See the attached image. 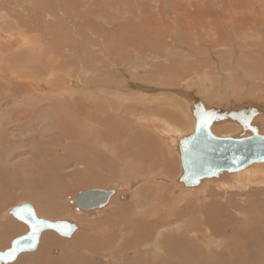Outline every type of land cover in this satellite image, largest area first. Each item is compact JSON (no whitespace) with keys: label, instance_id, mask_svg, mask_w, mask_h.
<instances>
[{"label":"bare ground","instance_id":"obj_1","mask_svg":"<svg viewBox=\"0 0 264 264\" xmlns=\"http://www.w3.org/2000/svg\"><path fill=\"white\" fill-rule=\"evenodd\" d=\"M103 1L105 2V0H95L94 7H105L103 5ZM190 1H193L192 3H190V5L195 8V14L192 13L191 16L194 19L195 17L198 18L196 19L198 21L195 22H197L199 25H204L212 19V24L210 23L212 26L211 32L212 34H214L213 37L215 36V38L213 39L217 44H215L216 46L225 49L229 48V44L227 43V41L229 40V33L231 32L236 35V37L234 36V39L237 38L238 40H242L245 42V45H243L245 46V50L243 49L244 53H239L241 54V58L238 60L240 65H238V63H233V60H235V58L232 59V65L234 69H237L235 71L239 73L240 77L244 79L242 80V82L254 81L256 83H259L260 80L254 78V72L248 70L247 67H254L257 63H259L253 62L256 61L255 58H257V56L255 55H257L258 51H263L264 53V45H261V41H264V39L262 38L264 37V0H230L231 7L236 10L234 15H229V11L231 8L230 6L228 7V2H230L229 0H217L219 4H222L219 5L221 7H218V10H223V14L221 15L222 18L217 15L216 17H212V15L216 13L215 11H208V13H205V11L209 10V8L206 5L201 6L202 4L200 0L199 2H197V0ZM161 2L162 0H159V2L157 1V5H159ZM51 3L49 2L46 6H48L49 8H53L54 6H50ZM175 3L177 2L175 1ZM182 3L181 5H179L178 3L173 5L172 0H168L167 3L168 6L171 5L170 7H168L169 11L173 12V17H177L178 20H180L181 17H185L186 15V4ZM208 3L209 2H207V4ZM35 4L36 3L32 4V7ZM37 4L39 5H35L32 9H34L35 11L39 10V12L42 11V13H44V5L40 3ZM89 5L91 4L89 3ZM144 5L142 4V6ZM162 6L163 4H161V7ZM148 7L149 6L147 5L143 7L141 13L148 12ZM47 14L49 17L52 16L50 18H55L53 11L51 12L50 10V12ZM40 15L42 14L40 13ZM163 15L161 16L163 17ZM208 15H211L212 17H210V20H208L207 18ZM89 18L88 22L89 25H91V34H89L90 39L87 37L86 39H83V41L88 44L89 48L90 46H92L94 50L95 48H99L103 51V47L107 46L103 45L105 44L103 38L108 36L106 33V30H108L106 27L107 25L99 26L97 23H94V19L90 20ZM93 18H95V16ZM144 18L147 19V16L144 15ZM104 19L107 18H103V21L107 22V20ZM148 19L147 21L150 20ZM9 22L10 20L8 21L7 25H9ZM150 22L153 21L151 20L149 21V23ZM51 23V21H48V23H46V26L50 27ZM93 23L95 24V26L93 25L94 27L92 28ZM220 23L222 24V26ZM150 25L153 24L150 23ZM182 25H184L185 27L183 33L185 32L186 34L190 32L188 29L190 26L187 25L186 22ZM199 25L198 27H200ZM186 26L189 27L186 28ZM200 28L201 29H199L198 31L202 32L206 31L209 26L206 28L205 25L204 27L202 26ZM19 30L20 32L18 30L17 31L20 33V35L12 32H8L6 34H3V32L2 35H0V47H8L15 43H18V41H11L12 38L15 37V39L17 38V40H19L18 47L21 48L23 46H27V48H29L26 51L22 52H18V49H20L18 47L15 48L14 50L16 51L13 52L5 53L0 51V80L4 79L6 80V83L8 82L7 85L9 87L14 88L15 90H22L21 92H25L24 96L21 95L22 98H15L14 100H12L13 102H10V100H6V102H4L3 104H1L0 102V179L7 174L5 171V163L7 162L2 163L3 161L1 159L3 158L7 159L8 163L9 161H13V163L11 164L15 169H17L16 167L18 165L31 168V171L29 172L31 175L22 180L26 183V185L31 180L30 183L31 187L33 188L32 197H40V202L43 203L47 215H61L62 208L60 206H57L58 200H63L71 192V190H73L74 188H78L82 182L85 183V179L83 181V178H79L80 176H83V173L81 174L82 171L78 170L77 168L85 167L86 163L92 164L96 162L97 160L93 158L95 156L93 155V153L98 155L99 159L102 160V156H104L103 151L106 150L109 151V157L111 158L109 159L110 161H106L107 167H109L112 173H114L119 178V181H122L125 186H128L135 191L133 195L135 201L133 203V217L130 218L131 220L128 222L129 229L125 228L126 222L121 223L119 221L117 211L115 212L116 222L113 225L117 228L122 226L119 232H117L115 229L113 230L112 227L109 226L110 224H108L109 231H107L110 232V235L107 234L106 230L101 232V229L99 230L101 233H99V223L95 222L94 225L91 223L93 226H91L90 228L87 227V229L82 230L80 233L78 232L79 234L75 235V237L69 242L59 241L58 239H56V236L54 237L51 234H45L43 237H41L43 239H41L42 243H40V248L38 247L39 250L34 254H30L21 258L17 263L15 262L16 264L125 263L126 261L123 260L125 259L124 256L128 254L127 251L131 249L134 250L135 255L132 259L126 262V264H264V163H253L252 165L246 167L241 171L232 173V175L230 176H226V174L222 172L217 177L218 179H215L216 177H210L213 179H201L199 184L194 187H188L184 182L181 181V179L185 175L183 169L184 162L187 163L189 160L191 162H195L198 166V169L202 168L200 163H204L202 158L194 157L191 154V146L193 145L192 136L196 134V125L198 119V117H195L196 113L201 111H210L216 113V115L218 116H222L219 117L221 118L219 120L216 119V116H213V119L216 120L210 125L211 133L215 138L227 139L224 137L222 138V135L221 137L216 136L213 133L212 128L219 123L220 125L229 123L228 121L235 122L240 126L238 128L239 130L233 136H230V134L228 135L230 136V138L233 137L235 139H245L252 136L253 134L250 129L241 126L239 123L240 118H242L241 116L249 117L250 115H252L250 123L251 126L254 128L256 127L259 131L260 136L264 137V102L262 106H260V104H262L261 102L258 105L256 102L255 105V103L253 104L250 101L246 102L245 104L241 103V105L239 103L238 105V102L235 103V100L232 98L230 99V106L225 107L222 106L221 103H219V101L221 102L222 100H224L220 97L218 103L214 104L215 102H217L214 100L215 102H213V104L207 105V101L205 102L204 100L203 103V99L199 100V96H195V94L192 93L191 89L190 91H187V89L191 87L189 83L186 88L183 87L179 90L173 89L172 91H175V96L173 95L172 97H175V99H177L179 102L181 100L179 97H182L181 101H184L186 103H188L189 101L191 102V104H193L192 108L191 106L187 105V109H189L190 113L195 119V123L193 120L194 130L191 127V131L193 130V132H190V134L187 135L185 128L183 133V127H180L174 122H169L170 120L167 121L161 119L159 117L160 114L159 116L154 115L155 112H161L162 114L164 113V115H168V113L164 110L169 108L164 109L161 108V106H157L156 110L153 107L154 105L152 106L153 102L145 101V99H143L144 102H137L140 105H137L136 107L132 105V107H134L133 109H131L132 107H129L130 105L128 107L124 105L123 102H120V104H118L119 102L117 104L114 103L111 100L112 97L109 98V93L106 91V88L109 87L108 84H110V80L107 78L114 77V79H117L119 75L116 73H108L109 71L106 70L107 68H102L103 65H101V69H97L96 64L95 67L91 68L94 59V52L91 53V50L89 51L90 53L88 52V50H83L87 59H83L82 61L79 60L80 64L70 62V67L72 68V80L68 82V86H63L62 83H59V78L57 75L58 73H60L58 72V70L64 67V63L66 62V60L63 58L64 56H61L62 53L60 54V52H58L56 48L64 46V51L68 50L69 53H75L74 48L78 47V58H80L81 54L79 55V52L81 53V49L79 48V46H76L72 40L71 42H67L64 39V36L61 37L63 39H59L55 35H52V38L55 39L53 43L54 47H57L54 50L47 48V51H45L44 46H42L41 49L36 52L34 51V49L38 50V48L30 43L29 38L24 35L21 29ZM14 34H17L18 36ZM67 34L69 35L70 32ZM248 40H251V44L246 42ZM77 42L79 41L77 40ZM211 42L212 41H210V43ZM53 44L51 45L53 46ZM161 44L162 42L160 44L158 43L159 46H161ZM159 46H154L156 50L158 49L157 51H160ZM253 49L255 50L256 54ZM228 51L229 49L225 50V53H228ZM47 53H49V55H47ZM166 53L168 52L166 51ZM166 53L163 56L160 55L161 59L157 57L156 58L162 60ZM104 54L105 56L106 54L110 55L107 52H105ZM236 55L237 56L235 57H238V54ZM170 56L169 58L165 57L163 59V62L165 60L168 64V67L165 68L166 71L174 73L175 71L181 69L184 63L180 62L182 61L180 60L181 58L171 59L173 56ZM175 57H178V55ZM221 58L222 57H220L219 59L221 60ZM104 60L107 61V56L106 58H104ZM222 60L220 62L221 64L223 62ZM10 62H15L18 65L17 71L16 68L12 67L13 65H11ZM166 62H164V64ZM229 63H231L230 60ZM259 66H264V62L260 63ZM117 70L122 73L120 75L124 78V80L122 79L121 84L116 86L118 88H115L118 94L121 93L124 95L125 92L132 91L133 89H141L143 93L145 91L150 93L157 92L154 88L147 89L145 85H137L135 83L132 84V82L129 80L131 78H127L126 75H123L125 71L120 68H117ZM216 71L217 70H215V72ZM224 72H226L228 77L233 74L232 71L228 68H226ZM139 73H142V70L139 71ZM222 73L221 75H223ZM88 74L90 75V82H94L93 78L95 79L96 76H102L98 82L103 81L104 84L102 86L100 85V87H97V89L94 90V87L96 85L93 87L91 85L92 83L89 82V84H86L83 80L82 76ZM204 76L205 77H203V79H208L207 83L210 82L212 84V81H210L211 79L209 80V74L208 76L204 74ZM189 77H191V75H189ZM217 77L220 78V75H217ZM11 79H15V81H10ZM223 79L227 81L229 78L223 77ZM231 81L232 80L229 79L226 83H232ZM217 82L218 81H216V83ZM76 83L77 85H75ZM76 95H80L81 99H79V97V100L77 98L75 99L74 97ZM261 95L264 94L261 93ZM122 97L119 99V101L128 99L127 97ZM243 100L245 101V99ZM226 102L227 101L222 104L226 105ZM109 103L113 104V106H109ZM128 103L129 102H127V104ZM169 106L170 104L168 105V107ZM239 110H243L244 112ZM145 113L149 114L146 115L150 118L148 119V121L147 117L143 121L141 120L142 122L140 120L132 121L133 118H136L138 116L140 117L142 115L144 116ZM234 113L236 114V117L233 116ZM149 122L153 123L152 127V123L150 124V128H148ZM5 123L6 126H4ZM181 123L183 122L181 121ZM185 124H182V126ZM32 128L34 131L38 130V144L35 145L37 151H30L32 153L30 154L29 150L28 152L25 151L27 150V143L30 142L27 140V137H25V135L26 132L32 130ZM144 128L153 130L158 134V137L162 138V141L159 140L160 145L163 144L164 146V143L166 141L169 146L175 145V147L179 151V154H177L180 157L183 172L181 177H178L177 179L180 183H183V187L185 188V190H181V185L176 184V182H174V184L170 180V182L167 180L166 176L168 175L170 168L167 167L168 164L166 165V163L159 158V156L161 155L160 151L154 152L150 150L148 147L143 146L138 138H136L135 135L138 133H142ZM17 132L21 133L20 137H18L19 134H17ZM186 141L188 153H184L182 149V145ZM65 142L67 144V149L64 146L61 147L62 143ZM130 142H132L131 147L129 146L130 150L119 149L120 143L125 144ZM8 145L9 149H5L6 147H8ZM121 146L123 145L121 144ZM175 147L172 148L175 149ZM173 149L170 148L171 151ZM18 153L19 159L16 157L18 159L17 161L14 159L11 160V157L15 158L16 154ZM110 165L113 168V165H117L118 169L121 168L120 172H118V169L111 168ZM69 168L72 169L71 172L67 171L69 170ZM212 172L213 170L210 168L205 171V173L207 174H210ZM100 173H102V171ZM108 173V176H112L110 172ZM15 177L11 178V183L13 184H16L14 183V181L19 180ZM118 178L116 179L118 180ZM151 178L152 180H150ZM68 179L72 180L71 183L68 182ZM101 181L105 182L104 180ZM174 181L176 180L174 179ZM203 181L205 182L203 183ZM86 182L88 183L89 181L86 180ZM4 184V181L3 183H0L1 202L6 198L7 190L9 188ZM176 188L177 190L180 189L181 192L179 194H177V191H175ZM97 189L93 188L92 190ZM124 192L125 191H123V194ZM80 193L81 192H79L78 196L80 195ZM242 194H246L245 197L242 198L243 200H237V198ZM112 197L114 198V196ZM113 198L112 201L116 202V200H113ZM126 198H129L130 200V197H127V195L122 196V199ZM75 200L73 201V203L75 202ZM112 201H109L110 204L112 203ZM23 205H27V203H22L21 205L15 207H20ZM107 205H109V203ZM113 207L115 206L113 205ZM40 208L41 207H39V209ZM109 208H111L110 205ZM12 209L9 211L10 215ZM89 210L91 209H88V211ZM1 218L4 220L5 217L3 216ZM78 220L80 222V218ZM50 222L55 223L57 221L55 220ZM0 223H2L0 224V248H2L7 244L9 237L17 233L16 231L19 232L20 229L9 220ZM85 223L87 222L85 221ZM228 226L233 229L235 236H223V240L221 238H217V236L222 237L223 230H225ZM130 233L132 234L131 236H129ZM207 233L212 235L211 237L214 236L215 238L208 240V238L205 237ZM100 239H106L103 246H100L98 244ZM220 241L224 243L225 248L222 247L221 244L215 245L218 242L220 243ZM211 246H214V248H212ZM55 248L60 249L59 251H55L54 255H57L58 252L57 256H54L52 254V251ZM216 248L219 249L216 251ZM213 252H217V254L214 256L212 255ZM117 258H120L122 261Z\"/></svg>","mask_w":264,"mask_h":264},{"label":"rangeland","instance_id":"obj_2","mask_svg":"<svg viewBox=\"0 0 264 264\" xmlns=\"http://www.w3.org/2000/svg\"><path fill=\"white\" fill-rule=\"evenodd\" d=\"M38 1H41V2H38ZM157 1L159 2V0H105V2L103 1V5L105 7L101 8L100 6L94 7L95 0H93V1H90V0H64V1H62V0H53V1L52 0H10V1H8V0H6V2H5V0H0V28H1L0 29V35H2L3 32H4L3 34H6L8 32H12V33H17L20 35L19 29H21L23 31L24 35L29 38L30 43L35 45L36 48H38V50L34 49V51H36V52H38L42 46H44L45 51H47V48L54 50L57 47V46L54 47L53 43H54L55 39L52 38V35H55L59 39H63L61 37L64 36V39L67 42H69V41L71 42V40H72L73 43L76 46L78 45L79 48L81 49V53L79 52V55L81 54L80 58H78V49H77L78 47L74 48L75 53H69L68 50L64 51V46L56 48L58 50V52H60V54L62 53L61 56L62 57L64 56L63 58L66 60V62L64 63V67H62L58 70V72H60V73H58V75H57L59 78V83H62L63 86H65V87L68 86L67 85L68 82L72 80V75H71L72 68L70 67L71 66L70 62H72V63L75 62V63L80 64L79 60L82 61L83 59H87L83 50H86V51L88 50V52L91 50V53L94 52L93 58L95 59V60L93 59V64L91 62V64H92L91 68L95 67V64H96L97 69L98 68L101 69V65H103L102 68H107L106 70L109 71L108 73H112V74L116 73L120 76V77L118 76L117 79H114V77L107 78L110 80V84H108L109 87L106 88L107 89L106 91L109 93V98L112 97L111 100L114 103L117 104L119 102L118 104H120V102H123L124 105H126L127 107L129 105H130L129 107H132V105L134 107H136L137 105H140L137 102H144L143 99H145V101L153 102L152 106L154 105L153 107L155 109L157 108V106H161V108H164V109L169 108V109H166L164 111H166L168 113V115H170V116L164 115V113L162 114L161 112H159V113L155 112L154 115L159 116V114H160L159 117L161 119H164L167 121L170 120L169 122H174L175 124L179 125L180 127H183V133H184V128H185L187 135L190 134V132L192 133L194 130L195 119H194L193 115L190 113L189 109H187L188 108L187 105L191 106V108H192L193 104H191V102H189V101H188V103L181 101L182 97H179L181 99L179 102L177 99H175V97H172L173 95L175 96V91H172V90L173 89L179 90V89H182L183 87L186 88V86H188V83L190 84L191 87L189 89H187V91H190V89H191L192 93H194L195 96L196 95H197V97L199 96L198 97L199 100L203 99L202 102L204 100H205V102L207 101L206 102L207 105H211L215 101H217V102H215L214 104L218 103L220 97L224 100H222L221 102L219 101V103H221V105L225 106V107L230 106V99H232V98L235 100V103L238 102L237 103L238 105H239V103H240V105H241V103L245 104L248 101H250L253 104L255 103V105H256V102H257V105L260 104V102H261L262 104H260V106L263 105L264 95H261V93L264 94V74H263L264 73V66H259L260 63L264 62V61H262V60H264L263 51H258L257 55H255V56H257V58H255L256 61H253V62H256V63L259 62V63H257L254 67H250V66L247 67L248 70L254 72V78L257 80H260V82L259 83H256L254 81L242 82V80H244V79H242L240 77L239 73H237L235 71L237 69H234V67L232 65V59L235 58V60H237V61L233 60L234 64L238 63V65H240L238 60L241 58L240 56H241L242 52L244 53L243 49L245 50V48H244L245 46H243V45H245L244 41L238 40L237 38L234 39V36L236 37V35L231 32V33H229V40L227 41V43L229 44V48L225 49V48L218 47V46H216L217 44L213 39V38H215V36L213 37L214 34H212V32H211L212 31V29H211L212 28V26H211L212 19L210 20L211 15L207 16L208 20H210V21H208L204 25H199L197 22H195V21H198V20H196L198 18H196L194 16L195 17V19H194L191 16L192 13H194V11H195L194 10L195 8L192 5H190V3H192L193 1H190V0H172L173 5L177 4V3L179 5H181L182 1H183L182 4H186V6H185L186 15H185V17H181L180 20H178L177 17L176 18L173 17L174 13L169 11L168 7H170L171 5L170 6L167 5L168 0H162V2L159 5H157ZM175 1L177 3H175ZM200 1L202 4L201 6L206 5L209 8V10H206L205 13H208V11H215L216 13L214 15H212V17H216V15H217V16L222 18L221 15L223 14V10H218L219 9L218 7H221L219 5H222V4H219L217 2V0H207V1L200 0ZM49 2L54 3V4L51 3V5H50V6H54L53 8H49L48 6H46ZM65 2H66V6H65ZM197 2H199V0H197ZM207 2H209V3L207 4ZM34 3H36L35 5H39L37 3L44 5V7H43L44 13H42V11L39 12V10L35 11L34 9H32L35 6L34 5L32 7V4H34ZM89 3L91 5H89ZM142 4L143 5L145 4V5L142 6ZM161 4H163L162 7H161ZM62 5H64V6H62ZM146 5L149 6L148 12L141 13L143 7H145ZM229 6L231 7V1L228 2V7ZM191 7H193V8H191ZM215 7H217V8H215ZM49 9L51 10V12L52 11L54 12V16L57 19H55L54 17L50 18L52 16H50V17L48 16L47 13L50 12ZM116 9H118V10H116ZM30 10H32V11H30ZM48 10H49V12H48ZM139 10H140V12H139ZM45 11H47V12H45ZM101 11L103 12V14ZM235 12H236V10L231 7L230 11H229V15H234ZM40 13L42 15H40ZM94 13H96L98 15H96ZM99 13H100V15H99ZM45 14H47V15H45ZM187 14H188V16H187ZM1 15H2V17H1ZM93 15L95 16V18H93L94 17ZM144 15L147 16V19L148 18L150 19V20L148 19L149 21H151V20L153 21V22H150L153 25H150L149 21H147V19H145L146 17L144 18ZM161 15H163V17ZM171 15H172V17H171ZM87 16H88V18L90 17L89 18L90 20L94 19L93 20L94 23L95 24L97 23L99 26H101V25L106 26L107 25L106 27L108 30H106V33L108 36L103 38L104 43H105L103 45H107V46L103 47L104 48L103 51H102V49H99V48H95V50H94L92 48V46H90V48H89L88 44L83 41V39H86L87 37L90 39L89 34H91V30H90L91 25H89ZM103 18H107V19H104V20H107V22H104ZM99 19H101V20H99ZM9 20H10L9 25H7ZM145 20L148 24L145 22ZM48 21L52 22L51 23L52 25L50 24V27L46 26L47 25L46 23H48ZM172 21H174V22H172ZM181 21H183V22H181ZM185 22L187 23V25L190 26V27L186 26V28L189 27L188 29L190 31L186 34H185V32L183 33V31L185 30V27H184V25H182ZM18 23H19V25H18ZM94 23L92 24V28L95 26ZM193 24L195 25V27ZM197 24L200 27H202V26L204 27L206 25V28L208 26H209V28H207L206 31L201 32V31H198L201 28L198 27ZM196 26L198 27V29ZM221 26H222V24H221ZM190 28H191V30H190ZM220 30H222V29H220ZM26 31H28V32H26ZM68 31L70 32L69 35L67 34V33H69ZM197 31H198V33H197ZM17 34H14V35L18 36ZM77 35H79V36H77ZM187 35H189V36H187ZM142 37H144V38H142ZM262 38L264 39V37H262ZM68 39H70V40H68ZM77 40L79 42H77ZM190 40L192 41V44H191ZM11 41H16V42L18 41V43L11 45L12 47L11 46H8V47L7 46L6 47L1 46L0 51L5 52V53L16 51L14 49L19 46V40H17V38L15 39V37H14V38H12ZM105 41H107V42H105ZM210 41H212V42L210 43ZM250 41L251 40H248L246 42L251 44ZM161 42H162V44H161V46H159L158 43L160 44ZM252 42H254V41H252ZM263 42L261 41V45H264ZM50 43L53 44V46ZM83 44H85V45H83ZM185 45H187V46H185ZM239 45H240V47H239ZM241 45H242V47H241ZM67 46H68V44H67ZM82 46H83V48H82ZM154 46H159L160 51H157L158 49L156 50V48ZM192 47H195V48H192ZM233 47H236V48H233ZM18 48H20V47H18ZM27 49H29V48H27V46H23L20 49H18V52L26 51ZM192 49H193V51H192ZM227 49H229V51H228L229 54L225 53V50H227ZM163 51L165 53H166V51L168 52V53H166L164 58L165 57L169 58L170 55H171L170 57L173 56L171 59L181 58L180 60H182V61H180V60H178V61L184 63V65L181 69H179L180 71L177 70L174 73H170V72L166 71L165 68L168 67L167 62L164 60V62H166L164 64V62H163L164 58L162 60H160L161 56H163L165 54ZM233 51H235V52H233ZM105 52L110 54V55L106 54L107 61L104 60V58H106V56L104 54ZM254 52H255V50H254ZM220 53H222L223 55ZM239 53H241V54H239ZM72 54H73V56H72ZM236 54H238V57H235V56H237ZM255 54H256V52H255ZM47 55H49V53H47ZM157 55H159V56H157ZM174 55L175 56L178 55V57H175ZM82 56H83V58H82ZM156 57L160 58V59H157ZM201 57H203V58H201ZM220 57H222L221 60L224 59V60H222L224 62V63L222 62V64L220 63L221 62V60L219 59ZM229 60L231 63H229ZM10 64L13 65L12 66L13 68H16V71L18 70V65L15 62H10ZM97 64H100V65H97ZM114 66H116V67H114ZM121 66H122V68H121ZM212 67H214V68H212ZM117 68H120L126 72V73L124 72L123 75H126L127 78H131L129 80L132 82V84L135 83L137 85H145V87H147V89H153L154 88V89H156L157 92L150 93V92L145 91L143 93V91H141V89H133L132 91L125 92L124 95L121 93H119L120 94L119 95L118 92L116 91V89L118 88L116 86L120 85L122 82V79L124 80V78L120 75L122 73L119 70H117ZM210 68H212V69H210ZM226 68L231 70L233 73L230 77H228L226 72H224V70ZM141 70H142V73H139V71H141ZM215 70H217L218 72L217 71L215 72ZM112 71H114V72H112ZM222 72H224V73H222ZM179 73H181V74H179ZM221 73L223 75H221ZM204 74L206 76H208V74H209V80L211 79L210 81H212V84L210 82L207 83L208 79H206V78H204L205 80L203 79V77H205ZM69 75H70V77H69ZM189 75H191V77H189ZM217 75H220V78L217 77ZM82 77H83V80L85 81V83L89 84L90 75L89 74L83 75ZM101 77L96 76L95 79L93 78L94 82H90V83H92L91 85L93 87L96 85L94 87V90L97 89V87H100V85L102 86L104 84L103 81L98 82L101 79ZM223 77L231 79L232 83L227 84L226 82L229 79L226 81L223 79ZM216 78H217V80H216ZM167 79H168V81H167ZM246 79H251V78H246ZM13 80L15 81V79H11L10 81H13ZM3 81L5 82V84ZM216 81H218V82L216 83ZM183 82H185V83H183ZM7 84H8V82L6 83V80H4V79L0 80V95H1L0 96V100H1L0 102H1V104L6 102V100H10V102H13L12 100H14L15 98H22V96L25 95L24 91L21 92L22 90H15L14 88L9 87ZM123 84H125V83H123ZM75 85H77V83ZM147 89H145V90H147ZM112 90L113 91L115 90V91L113 92ZM220 90H221V93H223V94L220 93ZM223 91H225V92H223ZM139 94H140V96H139ZM146 94H147V96H146ZM5 95L6 96L8 95V96L6 97ZM122 95H123V97H122ZM223 95H224V98H223ZM78 97H79V99H81L80 95H76L74 98L78 99ZM113 97H116V98H113ZM121 97L122 98L127 97L128 99H125L123 101H119V99ZM66 98H68V97H66ZM114 99H116V100H114ZM133 99H135V100H133ZM243 99H245V101ZM2 100H4V101H2ZM126 101L129 103L127 104ZM131 101H133V102L135 101V102L133 103ZM173 101H175V102H173ZM225 101H227L226 105L225 104L223 105L222 103H225ZM165 104H167V105H165ZM169 104L171 107L170 106L168 107ZM162 105L163 106L165 105V106L163 107ZM109 106L112 107L113 104L109 103ZM134 107H132L131 109H133ZM172 107H174V108H172ZM172 111H173V113H172ZM175 114H178V115H175ZM146 115H149V114L145 113L144 116L143 115L140 116L141 118L138 116L136 118H133L132 121H136V120H140V121L142 120L143 121L146 117H147V121H148V119H150V118H149V116H146ZM176 116L178 119L176 118ZM130 118H132V117H130ZM193 120H194V123H193ZM181 121L183 123H181ZM228 122L229 123L221 124V125L219 123L218 125L214 126L212 128L213 133L218 137H221V135H222V138L223 137L224 138H230V136H233L239 130L238 128L240 126L235 122H232V121H228ZM151 123L152 122H149L148 128H150ZM182 124H185V125L182 126ZM10 125H12V124H10ZM4 126H6V123L4 124ZM152 126H153V123L151 124V127ZM191 127L193 129L192 131H191ZM33 128H32V130H29L28 132H26V135H25V137H27V140L30 141V142H28L29 144L27 143V148H26L27 150H25L26 152H28V150H29V152L30 151L34 152V150L37 151V148H35V145L38 144V136H37L38 130L34 131ZM148 128H144L142 133L136 134L135 135L136 138H138V140L140 141V143L143 146L148 147L150 150H152L154 152L160 151L161 155L159 156V158L161 160H163L166 163V165L168 164L167 167L170 168V171L167 175L168 177L166 176L167 180L168 181L170 180L173 183L176 182V184L181 185V190H185V188L183 187V183H180L177 179L178 177L179 178L181 177L182 172H183L182 166H181V160H180V157L178 155L179 151L177 150V148L175 147L174 144H173L174 146H172V145L169 146L166 141H165V143L163 142L165 144L164 146H163V144L160 145L159 140L162 141V138L158 137V134L156 132H154L153 130H150ZM189 129H190V131H189ZM17 134H19L18 137H20L21 133L17 132ZM229 134H230V136H228ZM30 136H32V137H30ZM31 142H32V144H31ZM65 144H66V142L62 143L61 147L64 146L67 149V144H66V146H65ZM121 144L123 146H121ZM131 144H132V142L125 143V144L120 143L119 149L120 150H122V149L130 150ZM172 147L173 148L175 147L176 150L173 149ZM170 148L173 149L172 150L173 152L170 150ZM5 149H9V145ZM174 151H177V152H174ZM31 152H30V154H32ZM30 154H28V155H30ZM103 154H104V156H102L103 159L101 160V159H99L98 155L93 153V155H95V156L93 157V155H92V157L97 160L96 162H94L92 164L86 163L85 167H80L81 169L77 168L78 170L82 171L81 174L83 173V176H80L79 178L80 179L83 178V181L85 179V181H84L85 183L82 182L78 188H74L73 190H71V192L63 200H58L57 206H60L62 208V211H63V212L61 211V215L60 214H54V215L48 214L47 215V213L45 212L46 210L44 209L43 203L40 202V197H37V198L32 197L33 188L31 187V183H30L31 180L28 182L27 185L22 180L24 178H27L29 175H31L29 173L31 171V168L18 165L16 167L17 169H15V168H13V166L11 164V163H13V161H9V163H8L7 159H5V158L1 159L3 161L2 163L7 162L8 164L5 163V166L7 168V169L5 168V171L7 174L4 175L3 178L0 179V183H3V181H4V183H5L4 185H6L9 188L7 190L6 198L2 202L0 201V222H6L7 220H9V221H11V223L15 224L20 229V231L19 232L16 231L17 233L11 235L7 241V244L5 246H3L2 248H0V251L4 252V251L8 250L11 242H13L16 238L25 235L29 231L28 227L24 223L18 221L12 215L9 214V211L12 208H14L15 206L21 205L22 203L23 204L27 203L30 205L32 203V206L35 208L36 213H38L37 215L39 218L43 217L42 219H47L50 221H55V220L59 221L60 220V221H68V222L74 223L76 225L78 224L77 230L75 231V233L70 238L62 237L58 233H56L55 231H46L43 233L42 237L45 234H51L54 237L56 236V239H58L59 241L69 242L75 237V235H78L82 230L87 229V227L90 228L91 226H93L95 222L99 223V227H98L99 233L103 232L104 230L107 231L109 229L108 228L109 226L112 227L113 230L115 229L117 232H119L122 226L117 228L116 226L113 225L116 222L115 212H117V211H118L119 221L121 223L126 222L125 228L129 229L128 222L131 220L130 218L133 217V212H134L133 211V206H134L133 203H134L135 199H134L133 195H134L135 191L132 188L125 186V184L122 181H119V178L114 173H112V171L109 169V167H107L106 161H110L109 159H111L109 157V155H110L109 151L105 150V151H103ZM18 155H19V153L16 154L15 158L17 157L19 159ZM170 156H172V157H170ZM15 158L11 157V160L14 159L17 161L18 159L17 158L15 159ZM113 166L115 169H118L117 165H113ZM110 167L113 168L111 165H110ZM103 168H105V169H103ZM120 169H118V172H120ZM71 170L72 169L69 168V170H67V171L71 172ZM101 171H102V173H100ZM86 172L89 174H87ZM108 172H110V174L112 175V176L109 175L110 178L112 177L111 179L108 176V174H109ZM100 174H101V176H100ZM179 174H180V176H179ZM225 174H226V176L232 175L229 173H225ZM13 177L19 179L18 181H14V183H16V184L11 183V181H12L11 178H13ZM99 178H101V179H99ZM116 178H118V180ZM93 179L95 182L93 181ZM174 179L176 181H174ZM206 179H213V178H206ZM215 179H218V178L216 177ZM86 180H88L89 182L87 183ZM91 180H92V182H91ZM101 180H104L105 182H102ZM150 180H152V178ZM71 181H72L71 179H68V182L71 183ZM161 182H163V181H161ZM204 182L205 181H203V183ZM91 188L92 189L98 188L97 190L103 189L104 191H114L115 192L113 195L114 198L113 197L112 198H113V200L115 199L116 202H113L112 198H111L110 201H112V203L110 204V202H109V205L111 208H109V205H107L103 209L98 208V209H91L89 211L77 209V206L73 203V201L78 197L79 192L92 190ZM123 191H125L127 193L124 192V194H123ZM175 191H177V194H179L181 192L180 189L177 190V188L175 189ZM119 194H121V195H119ZM24 195H26V196H24ZM28 195H29V197H28ZM123 195H127V197H130V200H129V198L122 199ZM245 195L246 194H242L240 197L237 198V200L242 201L243 200L242 198L245 197ZM116 203H117V206H116ZM112 204L115 207H113ZM39 207H41L40 208L41 210L39 209ZM101 214H103V215H101ZM72 215H74V216H72ZM3 216L5 217L4 220L1 218ZM79 218H80V222L78 220ZM85 221L87 223H85ZM100 221H101V223H100ZM0 224H2V223H0ZM108 224H110V225L108 226ZM100 229H101V232L99 231ZM108 231H107V234L110 235V232H108ZM131 235L132 234L130 233L129 236H131ZM209 235H210L209 233H207L205 235V237H207L208 240L215 238L214 236L211 237L212 235H210V237H209ZM223 236H226V237L235 236L233 229L230 226H228L225 230H223L222 237L217 236V238H221L223 240L224 239ZM41 239H43V238H41ZM105 240L106 239H100L98 244L100 246H103ZM40 243H42V240H40ZM218 244H221L222 247L225 248V245L223 242L220 241V243L218 242L215 245H218ZM40 246H41V244H39L38 247L40 248ZM214 246H211V247L214 248ZM39 248L34 252H26V254L23 253L24 256L21 254L15 262L17 263L21 258H23L27 255L36 253L39 250ZM218 249L219 248H216L215 250L217 251ZM59 250H60L59 248L53 249L52 254L54 255L55 251H59ZM131 250L127 251L128 254H126L124 256L125 259H123V260H125L126 262H128L130 259H132L133 256L135 255L134 250H132V251ZM216 254H217V252L212 253V255H214V256ZM57 255H58V252H57ZM57 255H54V256H57ZM117 259L121 260L120 258H117ZM15 262L10 263V264H16ZM126 262L125 263H116V264H126Z\"/></svg>","mask_w":264,"mask_h":264},{"label":"water","instance_id":"obj_3","mask_svg":"<svg viewBox=\"0 0 264 264\" xmlns=\"http://www.w3.org/2000/svg\"><path fill=\"white\" fill-rule=\"evenodd\" d=\"M204 110V109H202ZM243 111V110H239ZM244 112V111H243ZM221 119L214 112H198L195 117L197 119L196 134L192 136L193 145L191 146V154L194 157L203 159L201 169L195 162L190 160L183 164L185 175L181 179L188 187H194L199 184L201 179L218 177L220 173H235L245 169L253 163H264V137L260 136L257 128L251 126V118L241 116L239 123L247 129H250L252 136L245 139H218L215 138L210 129V125L216 120ZM236 117V114H233ZM205 121H207L205 123ZM182 149L184 153H188L187 141L183 143ZM212 169L210 174L205 173L206 170ZM113 191L90 190L81 192L74 204L77 209H102L105 207ZM18 221L24 223L29 231L16 238L11 247L0 252V264H9L17 260V258L26 252H34L38 249L42 234L46 231H55L62 237L70 238L77 230V226L67 221L50 222L38 217L36 210L31 205H23L15 207L10 212ZM35 230V234L34 233ZM20 242L18 245L17 242ZM14 248H19L15 255H10Z\"/></svg>","mask_w":264,"mask_h":264},{"label":"snow or ice","instance_id":"obj_4","mask_svg":"<svg viewBox=\"0 0 264 264\" xmlns=\"http://www.w3.org/2000/svg\"><path fill=\"white\" fill-rule=\"evenodd\" d=\"M206 122H207V121H205V123H206ZM33 234H35V230H34V233H33ZM17 244L19 245L20 242L18 241ZM18 250H19V248H14L13 251H12V253H10V255H13V256H14L15 253H16V251H18Z\"/></svg>","mask_w":264,"mask_h":264}]
</instances>
